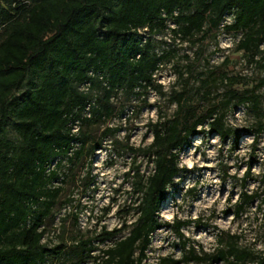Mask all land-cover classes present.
Masks as SVG:
<instances>
[{"label":"trees","instance_id":"trees-1","mask_svg":"<svg viewBox=\"0 0 264 264\" xmlns=\"http://www.w3.org/2000/svg\"><path fill=\"white\" fill-rule=\"evenodd\" d=\"M169 23L174 37L192 43L220 28L242 33L237 49L251 58L261 53L264 61V0H0V264H46L62 255L63 241L51 247L42 242L46 219L67 177L61 169L68 171L86 158L91 165L103 139L118 131L104 129L97 142L81 130L114 115V96L164 95L153 75L171 52L158 54L152 35ZM188 71L191 76L194 68ZM236 82L226 74L201 75L196 104L185 86L180 92L170 89L169 102L176 111L171 119L150 126L151 143L136 147L126 139L121 146L131 158L127 177L136 219L101 229L98 244L114 241L100 258L92 256L91 239L77 243L81 255L72 264H146L157 230L169 228L183 239L182 228L193 222H161L160 207L167 188L183 172L182 150L205 133L204 125L208 135L226 140L236 135L225 123L228 109L251 103L257 111L260 96L233 90ZM217 85L227 90L224 100L214 104ZM8 129L16 140L8 137ZM263 131V124L253 131V146ZM139 157L152 165L147 176L140 172ZM259 183L261 194L241 193L236 216L260 196L264 204V174ZM239 240L220 234L212 253H199L183 239L180 258L165 256L155 264H264L263 253L240 246Z\"/></svg>","mask_w":264,"mask_h":264},{"label":"rangeland","instance_id":"rangeland-1","mask_svg":"<svg viewBox=\"0 0 264 264\" xmlns=\"http://www.w3.org/2000/svg\"><path fill=\"white\" fill-rule=\"evenodd\" d=\"M231 20L227 17L226 23ZM172 28L169 23L165 29L152 35L158 54L171 52L170 58L153 75L154 82L162 86L164 95L149 91L145 99L138 95L127 99L118 94L111 101L115 107L111 118L81 127L97 142L102 139L104 129L118 131L103 139L102 148L91 156V165H87L89 158H86L68 171L67 167L61 169L67 177L61 184V195L53 214L46 219L47 233L42 242L51 247L63 241L66 248L59 258L50 259L46 264L75 263L81 255L77 243L86 239H91L95 248L92 256L100 258L101 250L110 247L114 241L98 244L95 237L101 229L120 228L136 219L133 209L135 197L131 194L130 179L127 177L131 158L121 150V146L125 145L126 139L130 146L136 147L151 143L150 126L171 119L176 111L175 104L169 102L172 87L180 92L185 86L191 95V103L196 104L194 92L203 74H226L235 78L237 82L232 89L238 92L253 90L260 96V104L257 111L251 103L228 109L225 123L236 135L221 140L208 135L204 125L202 129L205 133L192 138L191 145L180 154L179 167L183 172L167 188L166 199L158 213L159 219L167 223L192 221L181 232L186 246H193L199 253H212L217 237L227 233L239 236L240 246L264 254L262 196L253 201L244 213L235 215V203L240 200L241 193L261 194L259 180L264 174V131L255 146L251 134L259 124L264 126V83L260 84L264 80L262 54L251 58L250 54L237 49L242 33H227L220 28L209 33L201 42L192 43L174 37L170 31ZM262 49L264 45L260 46ZM190 68H194L191 76L188 75ZM179 71L183 74L181 79ZM213 88L211 102L219 104L224 100L227 88L222 85ZM8 130V137L16 140V134ZM138 163L140 172L147 176L152 165L142 157L138 158ZM243 179L246 180L244 185ZM182 240L169 228L157 230L151 237L145 263L155 264L165 256L180 258Z\"/></svg>","mask_w":264,"mask_h":264},{"label":"built area","instance_id":"built-area-1","mask_svg":"<svg viewBox=\"0 0 264 264\" xmlns=\"http://www.w3.org/2000/svg\"><path fill=\"white\" fill-rule=\"evenodd\" d=\"M73 131L75 132L76 131V128Z\"/></svg>","mask_w":264,"mask_h":264}]
</instances>
